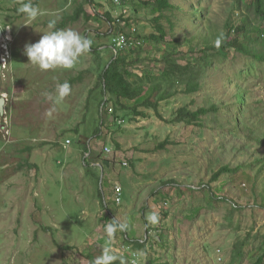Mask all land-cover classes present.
<instances>
[{
  "label": "rangeland",
  "instance_id": "1",
  "mask_svg": "<svg viewBox=\"0 0 264 264\" xmlns=\"http://www.w3.org/2000/svg\"><path fill=\"white\" fill-rule=\"evenodd\" d=\"M0 1V29L10 28L12 43L7 50L0 43V59L6 58L0 67V98H6L0 114V264H90L82 252L96 258L105 246L117 254L114 264L121 258L131 264L123 245L143 264H256L264 251V62L247 50H262L264 21L252 0H171L161 41L150 37L158 31L147 0H31L43 13L35 20L17 11L28 0ZM117 17L143 39L117 55L125 60L120 69L127 79L145 87L124 107L103 93L97 73L116 54ZM52 19L56 29L92 40L70 69L42 70L25 54L28 43L52 31ZM244 20L255 43L238 29L229 31ZM218 37L220 43L227 38L225 52L213 48ZM168 54L190 63L199 88L187 91L188 78L163 83L168 97L157 109L144 107L162 91L152 82L161 79ZM65 81L71 91L55 103L56 87ZM135 106L145 117L134 113ZM183 107L209 113L197 123L175 122ZM106 145L130 158L129 166L107 169ZM222 167L230 171L215 181ZM114 182L123 187L120 205L112 202ZM108 210L128 225L110 241L105 230L95 233ZM153 210L165 223L155 241L146 220ZM89 240L97 248L88 249ZM72 242L76 258L66 245ZM60 246L69 250L66 257Z\"/></svg>",
  "mask_w": 264,
  "mask_h": 264
},
{
  "label": "trees",
  "instance_id": "2",
  "mask_svg": "<svg viewBox=\"0 0 264 264\" xmlns=\"http://www.w3.org/2000/svg\"><path fill=\"white\" fill-rule=\"evenodd\" d=\"M239 4L242 2V0H237ZM2 2V1H0ZM147 5H150L151 10L156 14V25H157V34L151 35V39L155 41H161L166 37V31L164 30V26L161 24V19L164 17V14L167 11H170L174 8L173 4L171 3V0H147ZM2 4V3H0ZM251 7L254 8L255 14L264 21V0H252V3L250 4ZM177 8V7H175ZM84 10L80 9L71 19L73 21H77L81 14H83ZM109 15V14H107ZM109 17V16H108ZM110 19V17H109ZM111 21V19H110ZM66 23H63L61 27L63 28ZM6 28V26L4 27ZM236 29H238L240 32L244 33V40L245 41H250L251 44L255 43L254 37L252 35V31H247L246 32V21L244 20L242 24L238 28H234L232 25H229V31L235 32ZM263 39H258L260 41V45L262 46V50H259L258 52H252L251 49L247 50L248 53L255 54V56L260 59L261 61L264 62V30L262 33ZM236 44V41H234ZM12 43L9 45L11 46ZM217 51H222L225 52V49L227 48V38L224 39L223 43H220L219 46L217 47L216 44L213 47ZM225 55V54H224ZM125 62L124 58H121L117 56L116 54L113 55V58L110 59L105 65L99 64L97 67V73H98V78L100 79V84L102 85L103 93L106 94L107 92H110L112 95L116 97V103L118 105H121L124 107L123 101L129 100L133 101L139 97H142L145 90H144V85L137 81H130L127 79L126 75L124 72L121 71L120 66L121 64ZM190 73V77H187ZM198 74L196 72L194 73L191 70L190 63H187L185 65H181L176 60L172 59V54H168L166 58V66L163 68L162 73H161V79L152 82L154 84V89L160 92L162 90V84L163 83H170L173 82L175 79H180L181 81H185L186 78L189 80L185 81L186 82V89L189 92H194L197 91L199 88L198 81L195 79ZM168 91L162 90L161 93L158 96L157 102H153L150 97L146 98L143 102L142 105L147 108H158V101L165 99L168 97ZM107 105V101H105L104 105L102 108H105ZM139 106L134 107V113L138 116H144L145 117V111L139 110ZM216 108V107H215ZM209 113L208 109L206 107H201L195 111L189 110L187 107L180 108L177 112V116L174 119L175 122H184L191 124L193 122H199L200 118ZM97 136V135H96ZM88 153V151H86ZM129 159L128 157H126ZM237 169V168H236ZM234 169V173H237V170ZM241 169V168H238ZM230 169L228 167H222L220 168L213 176L212 179L215 181L219 178V176L225 172H229ZM245 176L247 173L244 174ZM235 177V176H234ZM238 179L242 177H237ZM253 184L255 183V178L253 179ZM241 186V184H240ZM163 205L166 207L167 202H163ZM139 243L138 246L141 247L142 243L138 241ZM85 256H87L88 261L90 264H93V261L95 259L94 254L92 252H82ZM264 262V251L259 256L256 264H262Z\"/></svg>",
  "mask_w": 264,
  "mask_h": 264
},
{
  "label": "clouds",
  "instance_id": "3",
  "mask_svg": "<svg viewBox=\"0 0 264 264\" xmlns=\"http://www.w3.org/2000/svg\"><path fill=\"white\" fill-rule=\"evenodd\" d=\"M17 11L21 14H26V16L32 20H35L39 15L43 14L37 6L32 4L31 0L23 3ZM56 23L57 21L55 19L49 20L48 28L52 29V31L45 32L37 42L28 43L25 46V54L28 56L29 62L37 65L42 70L55 69L58 67L70 69L83 53L90 51L92 45V40L90 38L81 35L73 29H56ZM219 44L220 38L218 37L216 46L218 47ZM70 91L71 87L69 82L65 81L59 83L56 87L57 96L55 98V103L62 101L67 95H69ZM44 96L46 99H53V97L47 92L44 93ZM102 217L104 219L102 221L101 229L105 228L109 241L117 230H127L128 225L116 220L112 213L109 216L115 218L112 221L106 220L109 219L106 214ZM146 220L149 224H157L159 221V213L153 210L146 215ZM108 222L109 224H107ZM117 259L118 256L112 248L110 246H105L102 250V254L94 259L93 264H114V261ZM141 262L143 264L142 260ZM121 264H125V261L122 258Z\"/></svg>",
  "mask_w": 264,
  "mask_h": 264
},
{
  "label": "built area",
  "instance_id": "4",
  "mask_svg": "<svg viewBox=\"0 0 264 264\" xmlns=\"http://www.w3.org/2000/svg\"><path fill=\"white\" fill-rule=\"evenodd\" d=\"M116 3L120 4L121 0H114ZM114 29L112 30V49L115 51L116 55L120 54L119 52L125 51L127 49H132L138 45L143 44V39L138 36L134 27L129 29L126 28L125 22H123L122 18L117 17L114 23ZM3 30V37L1 39L2 47L5 50L8 49L9 44L11 43L10 39V28L7 26ZM9 53V52H7ZM8 55V54H7ZM6 64V58L3 57L0 59V67L4 68ZM120 124H123V121L120 120ZM70 143V141H68ZM103 153L110 159L109 163L114 170V166L119 164L122 167H128L129 162L126 157L118 154V150H116L115 146H104ZM112 191V202L116 205H120L122 202L123 196V187L118 183L114 182ZM107 207V206H106ZM108 208V207H107ZM111 213L108 210L106 216H110ZM123 248L131 251L130 262L131 264H142L139 253L132 249L129 245H123ZM125 255V253H123Z\"/></svg>",
  "mask_w": 264,
  "mask_h": 264
},
{
  "label": "crops",
  "instance_id": "5",
  "mask_svg": "<svg viewBox=\"0 0 264 264\" xmlns=\"http://www.w3.org/2000/svg\"><path fill=\"white\" fill-rule=\"evenodd\" d=\"M106 146H110V145H106ZM90 154V153H89ZM89 154H88V156H89ZM122 155V154H121ZM126 155H124L123 157H125ZM127 157V156H126ZM105 166H106V168L107 169H111V172H113L114 173V169L111 167V165H110V163H109V161H105ZM113 173H110V175H112ZM169 183V182H168ZM167 184V183H166ZM23 205H25V204H23ZM43 209V208H42ZM42 209H40V210H42ZM3 212H0V214H2ZM114 216V215H113ZM101 218V220H100V224L98 225V228L95 230V233L98 231V232H100V233H102V231H104L105 230V228L104 229H101V225H102V221H103V217L101 216L100 217ZM116 218V217H115ZM115 218H111V217H109V219H106V220H110V221H112L113 219H115ZM117 220V219H116ZM119 221V220H118ZM57 224H58V222H57ZM162 224H165L164 222L163 223H157V224H155V225H152V224H149V223H147V230L151 233L152 232V234H151V236L147 233L146 234V238L145 239H148V237L150 236L151 237V241H153L154 239H159V237L157 236V238H155V235L157 234L156 232H160V229H161V227H162ZM60 225V224H59ZM161 226V227H160ZM56 227V226H55ZM94 233V234H95ZM99 234V233H98ZM147 235H148V237H147ZM126 236H128V235H126ZM95 238V237H94ZM96 239H98L97 237H96ZM38 240V239H37ZM90 242H88L87 243V246H89L88 247V249L93 245V247H95V248H97V244L96 245H94V242H93V240H89ZM155 241V240H154ZM54 245H55V240H53V244H52V246L54 247ZM66 245H70V247H72L71 249H69L68 247V249L69 250H71L73 253L75 252V249L74 248H78V244L77 243H74V242H72V243H68V244H66ZM61 247V246H60ZM62 248V247H61ZM64 249L65 248H62V249H60V251H62V252H64V257H66L65 256V252H68L69 250H65L64 251ZM90 251V250H89ZM74 258H76V255H75V253H74V256H73ZM95 257V256H94ZM149 261H151V260H149ZM75 262V261H74ZM148 264H151V262L150 263H148Z\"/></svg>",
  "mask_w": 264,
  "mask_h": 264
},
{
  "label": "water",
  "instance_id": "6",
  "mask_svg": "<svg viewBox=\"0 0 264 264\" xmlns=\"http://www.w3.org/2000/svg\"><path fill=\"white\" fill-rule=\"evenodd\" d=\"M3 32L0 29V39L2 38ZM5 103H6V98L5 96H2L0 98V114L3 115L4 114V109H5Z\"/></svg>",
  "mask_w": 264,
  "mask_h": 264
}]
</instances>
